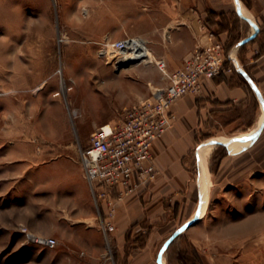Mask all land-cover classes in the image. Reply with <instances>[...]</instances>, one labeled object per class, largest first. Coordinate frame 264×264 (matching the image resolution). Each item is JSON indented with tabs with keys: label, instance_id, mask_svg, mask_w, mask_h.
Wrapping results in <instances>:
<instances>
[{
	"label": "rangeland",
	"instance_id": "obj_1",
	"mask_svg": "<svg viewBox=\"0 0 264 264\" xmlns=\"http://www.w3.org/2000/svg\"><path fill=\"white\" fill-rule=\"evenodd\" d=\"M11 1L0 10V264H103L107 248H83V231L95 246L100 226L77 218L80 148L106 120L120 119L165 82L154 58L113 66L99 49L118 39L114 30L149 48V32L163 40L155 24L167 12L158 9L160 0H52L51 23L43 25L29 19V9L19 19ZM214 147L207 163L192 162L170 234L190 222L199 202L203 209L205 196L204 218L169 244L166 263L264 264V170L254 172L253 182L243 160L220 170L230 146Z\"/></svg>",
	"mask_w": 264,
	"mask_h": 264
},
{
	"label": "crops",
	"instance_id": "obj_2",
	"mask_svg": "<svg viewBox=\"0 0 264 264\" xmlns=\"http://www.w3.org/2000/svg\"><path fill=\"white\" fill-rule=\"evenodd\" d=\"M11 3L19 11V19L29 9L34 11L29 19L39 18L43 25L51 23L52 0ZM158 6L160 11L167 12L155 24L157 31L162 29L163 40L152 32L146 37L154 42L149 48L157 62L164 61L169 69L181 66L197 46L207 42L206 31L211 30L224 43L227 53L238 51L242 68L206 80L200 95L188 94L173 104L171 112L176 120L153 146L161 173L158 179L140 185L134 193L114 203V229L106 235L94 227L98 245L91 246L90 234L83 231L84 249L105 250L109 238L117 264H167L165 250L172 237V210L183 207L184 189L192 180V162L197 167L204 163L201 147L206 143L218 145L210 139L226 140L229 146L233 143L241 147L238 151L229 147L220 170L243 160L242 167L248 171L251 182L257 180L255 171L264 170V0H160ZM4 7L0 0V10ZM113 36L118 39L112 40L127 38H121V30H114ZM148 96L147 93L139 99ZM232 137L247 139L230 142ZM77 170L83 197V204L77 206V218L82 224L97 221L98 226L102 219H107V209H97L80 163ZM201 209L199 202L187 221L204 218Z\"/></svg>",
	"mask_w": 264,
	"mask_h": 264
},
{
	"label": "built area",
	"instance_id": "obj_3",
	"mask_svg": "<svg viewBox=\"0 0 264 264\" xmlns=\"http://www.w3.org/2000/svg\"><path fill=\"white\" fill-rule=\"evenodd\" d=\"M206 36L207 42L197 46L181 66L169 69L164 61H158L165 84L154 88L149 98L126 108L120 119L96 128L88 145L80 148L82 173L97 209H107V219L99 224L106 235L114 229V203L134 193L140 185L157 180L161 174L153 146L176 120L171 112L173 104L188 94L200 95L206 80L242 68L238 51L227 53L214 31L207 30ZM145 43L139 37L109 40L100 47L99 57L113 66L128 63L129 59L142 63L138 50ZM111 52L116 56L111 58ZM34 240L50 248L58 245L55 238ZM103 264H117L109 238Z\"/></svg>",
	"mask_w": 264,
	"mask_h": 264
},
{
	"label": "bare ground",
	"instance_id": "obj_4",
	"mask_svg": "<svg viewBox=\"0 0 264 264\" xmlns=\"http://www.w3.org/2000/svg\"><path fill=\"white\" fill-rule=\"evenodd\" d=\"M138 52H139V55L141 56V61H145V62L148 61L149 62V60H151V58H154L152 51L146 46V44H141ZM131 61H134V60L129 59V62H131ZM222 141L224 143H226L224 140H222ZM230 147H232V149H234V151H238L241 149L240 146H237L233 143L230 144ZM213 148H214V143L213 144L212 143H206L201 147V157H202V160L204 161V164L207 163L209 155L211 154ZM203 185L204 184H202V186ZM203 201H204V206L202 209V215L205 213V209L207 207V200L205 199V196H204Z\"/></svg>",
	"mask_w": 264,
	"mask_h": 264
},
{
	"label": "water",
	"instance_id": "obj_5",
	"mask_svg": "<svg viewBox=\"0 0 264 264\" xmlns=\"http://www.w3.org/2000/svg\"><path fill=\"white\" fill-rule=\"evenodd\" d=\"M134 61L128 62L126 64H122L121 67H129V65L134 64ZM216 144H224L227 145V143L221 142V141H215ZM193 224V221L185 224L184 226H182L180 229H178L173 235L172 237L169 239V241L166 244V247L169 246V244L180 234L182 233L184 230H186L188 227H190Z\"/></svg>",
	"mask_w": 264,
	"mask_h": 264
},
{
	"label": "trees",
	"instance_id": "obj_6",
	"mask_svg": "<svg viewBox=\"0 0 264 264\" xmlns=\"http://www.w3.org/2000/svg\"><path fill=\"white\" fill-rule=\"evenodd\" d=\"M214 14V13H213ZM257 38V36L256 37H254V39H256ZM220 146L222 147V148H225V145H222V144H220ZM228 155V150L225 152V154L224 155H222V157H221V160L224 158V157H226ZM221 162V161H220ZM220 164V163H219ZM177 237H179V235L177 236ZM176 237V238H177ZM114 255H115V253H114Z\"/></svg>",
	"mask_w": 264,
	"mask_h": 264
}]
</instances>
